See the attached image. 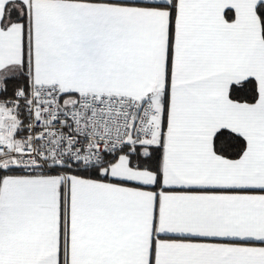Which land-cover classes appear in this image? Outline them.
<instances>
[{
  "label": "snow or ice",
  "instance_id": "6c2138e0",
  "mask_svg": "<svg viewBox=\"0 0 264 264\" xmlns=\"http://www.w3.org/2000/svg\"><path fill=\"white\" fill-rule=\"evenodd\" d=\"M0 264H264V0H0Z\"/></svg>",
  "mask_w": 264,
  "mask_h": 264
},
{
  "label": "built area",
  "instance_id": "2783aa9c",
  "mask_svg": "<svg viewBox=\"0 0 264 264\" xmlns=\"http://www.w3.org/2000/svg\"><path fill=\"white\" fill-rule=\"evenodd\" d=\"M39 130V129H38Z\"/></svg>",
  "mask_w": 264,
  "mask_h": 264
}]
</instances>
